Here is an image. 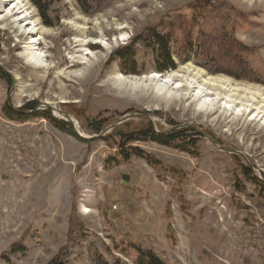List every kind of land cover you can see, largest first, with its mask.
I'll use <instances>...</instances> for the list:
<instances>
[{"label":"rangeland","instance_id":"374dc122","mask_svg":"<svg viewBox=\"0 0 264 264\" xmlns=\"http://www.w3.org/2000/svg\"><path fill=\"white\" fill-rule=\"evenodd\" d=\"M42 4L45 17L31 0L0 8V264H136L141 250L164 264H264V123L227 96L236 84L264 91V0ZM10 9L41 38L37 62L7 26ZM152 31L169 37L174 69L156 70ZM45 104L89 137V120L150 118L82 140ZM180 125L246 160L188 128L169 144L150 137Z\"/></svg>","mask_w":264,"mask_h":264},{"label":"trees","instance_id":"16d2710c","mask_svg":"<svg viewBox=\"0 0 264 264\" xmlns=\"http://www.w3.org/2000/svg\"><path fill=\"white\" fill-rule=\"evenodd\" d=\"M32 3H34V5L38 8V10L40 11L41 15L43 17H45V9L43 6V2L44 0H31ZM150 39L153 40L152 41V45L153 48L156 50L157 54H158V66L156 67L157 71H166L168 69H174L175 68V64L174 61L171 57V52H170V39L167 35L165 34H161V33H157L152 31L150 33ZM129 48H126V50H128ZM125 51V50H124ZM121 57H123L122 60H126L127 57H129L131 59V62L129 65V72L135 73V62L132 60L133 59V55L130 52H124L122 54H120ZM46 117L52 121V123L59 129L63 130V131H67L70 134H74L71 125H69L67 122L61 120V119H56L53 116H49L46 115ZM88 124L90 125V129L91 131H93L95 134H98L99 132H101L104 128L105 122L104 120H98V119H93V120H89ZM189 129V128H188ZM188 129H179V130H170L168 132V134L166 133V135H158V134H154V132H150V137H152L154 140L158 141L159 143L162 144H169L172 141H174L176 139V137L179 135V133L184 132L183 130H188ZM191 130V129H190ZM137 135H144V133L142 132H137V133H130V134H121L122 138L124 139L121 146H123L125 143H130L131 141H133ZM124 156L126 158H128L130 156L129 153H123ZM134 154H136L137 156H141V152H138L137 149H134ZM49 264H65L64 262H62L61 260L58 259V257H56L55 259H52L50 261ZM101 264H105V263H101ZM136 264H164L156 255H154L152 252L147 251V250H141L140 254H138V258L136 260Z\"/></svg>","mask_w":264,"mask_h":264},{"label":"bare ground","instance_id":"6f19581e","mask_svg":"<svg viewBox=\"0 0 264 264\" xmlns=\"http://www.w3.org/2000/svg\"><path fill=\"white\" fill-rule=\"evenodd\" d=\"M7 1H9V0H0V8ZM20 9H21V7L19 8V10ZM18 12L20 14L21 11H14V9L8 10L7 14L9 13V15L6 17L5 22L7 23V26L9 28H15L20 33V35H27L28 39H30V41H28L29 42V44H28L29 47L28 48L33 49L31 51H26L25 52V54L27 53V56L30 57V59H27V60L32 61L33 59H36V62H37L38 59L40 60L42 58V56H41L42 54L40 52L34 51V48H36V45L37 44H40L39 42H41V38H38V39L31 38L32 37L31 36L32 33H34L35 31L31 30V31L28 32L25 28L22 29V27H24V26H22V24L25 23L24 20L26 18H28L29 16H28V14L26 15V12H25V14H23V16H19L18 17V15H16ZM21 13H23V11ZM25 21H27V20H25ZM20 22H22L21 26L19 25ZM75 29L78 32H85V31H83L84 28H81V27H76ZM21 30H22V32H21ZM76 43L79 44V45H81V46L82 45H85L83 40H78V41H76ZM106 49H108V48H106ZM27 56H26V58H27ZM72 62H73V65L74 66L80 64L78 61H75V60H73ZM74 75H77L78 76L79 74L78 73H75ZM155 77H158V75H155ZM213 80H218V79H213ZM213 80L210 81V85L212 86L213 90H217V88L220 87V86H217L216 84L218 82L216 81L217 82L216 83ZM235 86L236 87H233V89H232V87H228V86L227 87H228V90H231L232 89L233 91L237 92L239 95H234V96L227 95V96L229 98L234 97V99H238L239 100V105H240L241 109L239 110L240 112L237 115H239V114H241V115H247V114L250 115V114H252L251 120H254V121H257V122H263L264 123V91L262 89H260L259 87L249 86L247 84L241 85V86H239V85L236 84ZM227 87H225V88H227ZM231 102H233V101H231ZM208 103L210 104L211 103V100H209ZM52 107L54 108V111H55V109H59V108H55V106H52ZM56 116L59 117V118H61V119L62 118L65 119V117L62 116V115L56 114ZM69 123L71 125H74L76 127V129H78V131L81 134H83L79 130L78 122L76 121L75 118H73V117L70 116Z\"/></svg>","mask_w":264,"mask_h":264},{"label":"water","instance_id":"95a60500","mask_svg":"<svg viewBox=\"0 0 264 264\" xmlns=\"http://www.w3.org/2000/svg\"><path fill=\"white\" fill-rule=\"evenodd\" d=\"M7 101H9V97L7 98ZM43 108H50V109L54 110V108L48 104H45L43 106ZM14 111H16V110H14ZM16 112H20V111L17 110ZM54 112H56V114H58V115L64 116L65 119L62 118V120L69 123L70 116L67 113L63 112L60 109H55ZM138 117L150 118V115L149 114H131L129 116L124 117L121 121L124 122L128 119L138 118ZM122 122H117L115 124H112L110 127L103 129L101 132L98 133V135L93 136V137L83 136L82 134L79 133V131L76 129V127L74 125H71V126H72V130L76 136H78L82 140H88V139H92V138H96V137H103L110 129L114 128L115 126L119 125ZM180 128H189L191 130H194L195 132H197L198 134H200L201 136L206 138L208 140V142L210 143L211 147L215 150L227 152V153H230L233 155H238V156L242 157L244 160H246V157L244 156V154H242L239 151L231 150L229 148L224 147L223 145L219 144L215 139H213L212 137H210L207 134H205L204 132H202V130L199 129L198 127H195L192 125H180V126H173L172 127V129H180ZM123 179L127 180V177L123 176Z\"/></svg>","mask_w":264,"mask_h":264}]
</instances>
